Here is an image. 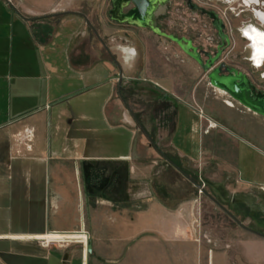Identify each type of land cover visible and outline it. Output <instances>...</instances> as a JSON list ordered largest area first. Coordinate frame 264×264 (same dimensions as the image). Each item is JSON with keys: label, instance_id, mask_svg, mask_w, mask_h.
I'll list each match as a JSON object with an SVG mask.
<instances>
[{"label": "crops", "instance_id": "obj_1", "mask_svg": "<svg viewBox=\"0 0 264 264\" xmlns=\"http://www.w3.org/2000/svg\"><path fill=\"white\" fill-rule=\"evenodd\" d=\"M164 51L108 0H0V264H82L15 238L82 229L89 264H264V117Z\"/></svg>", "mask_w": 264, "mask_h": 264}, {"label": "flooded vegetation", "instance_id": "obj_2", "mask_svg": "<svg viewBox=\"0 0 264 264\" xmlns=\"http://www.w3.org/2000/svg\"><path fill=\"white\" fill-rule=\"evenodd\" d=\"M149 22L152 27L147 29L153 35L172 43L203 70L245 74L236 70L264 67V0H161ZM167 60L173 65L185 63ZM203 79L210 80L206 70L196 80Z\"/></svg>", "mask_w": 264, "mask_h": 264}, {"label": "water", "instance_id": "obj_3", "mask_svg": "<svg viewBox=\"0 0 264 264\" xmlns=\"http://www.w3.org/2000/svg\"><path fill=\"white\" fill-rule=\"evenodd\" d=\"M161 0H112L110 15L113 20L120 23H129L142 28L152 27L150 17ZM188 53V52H187ZM190 54V53H188ZM194 55V54H190ZM208 71L210 69L204 68ZM229 72V75L222 74ZM210 82L216 88L225 91L235 101L252 112L264 117V92L259 91L247 75L234 73L233 70L222 68L211 69L209 72ZM159 192L167 196L163 187ZM262 236L264 234L258 233ZM92 252V245H87V255Z\"/></svg>", "mask_w": 264, "mask_h": 264}, {"label": "rangeland", "instance_id": "obj_4", "mask_svg": "<svg viewBox=\"0 0 264 264\" xmlns=\"http://www.w3.org/2000/svg\"><path fill=\"white\" fill-rule=\"evenodd\" d=\"M13 2H15L16 0H12ZM112 9V5H111V0H108V11H110ZM162 24V21L160 22V25ZM153 38H154V42L155 43H159L160 46H163L164 47V52L166 54V59L170 58L175 61V62H181V61H184L187 64H190L193 61L192 59L184 52H182L179 48L175 47L172 43H169L167 40H165L163 37L161 36H157V35H153ZM180 56V57H179ZM197 68H199V70L193 74H190V72H186V76H187V79L189 80H195L197 82V78L198 76H200V74H203V69L200 68L197 64H194ZM171 66H175V65H171ZM236 71H239V72H243L245 74L248 75V77L250 78V80L252 81V83L255 85V87L259 90V91H263L264 92V77L261 75L264 74V67L262 68V70H259V69H256V67H249V68H245V69H237ZM205 82L207 81L206 79H203ZM215 88V87H214ZM217 89V88H215ZM129 89H124V92H129L128 91ZM220 93H223V94H227L225 92H222L221 90L217 89ZM191 92L190 91H187V95L191 96L190 94ZM212 93V92H211ZM208 94L209 97H215V93H212V94ZM228 95V94H227ZM238 104H240L238 102ZM241 106V105H239ZM208 118V117H207ZM212 123V122H211ZM188 176L190 177L191 180H195L199 183V186H198V189H196V194L197 195H203V199H204V204H203V217H204V223L205 225H208L210 226V214L211 212L213 211L214 212V207L213 205L211 204V201L209 199V197L201 192L202 191H211V186L208 184L207 181H201L200 180V177L199 175H194L192 173H188ZM263 192V191H262ZM264 193V192H263ZM259 232H261L262 234H264V229L262 230H258ZM27 241H30V240H27ZM90 243V242H88ZM87 243V245H88ZM87 245H83L82 243H71L69 245H65V246H59L57 244H53L49 247H43L41 246L42 248L44 249H59V250H63L66 255L70 254L71 252H74L76 249H79L80 252H81V255H82V264H85V260L87 258V264L88 261H89V257L92 255V252L87 255ZM176 250H174V248L172 247L171 248V263L172 264H178V256H179V250L177 248H175ZM183 255H185L187 258L186 260L182 261V264H197V261L195 260V256H194V249L193 247L190 248L188 246V248H186L185 250H183ZM163 250L161 247H156V250H155V261H154V264H163V260H162V256H163ZM67 262V260H65Z\"/></svg>", "mask_w": 264, "mask_h": 264}, {"label": "built area", "instance_id": "obj_5", "mask_svg": "<svg viewBox=\"0 0 264 264\" xmlns=\"http://www.w3.org/2000/svg\"><path fill=\"white\" fill-rule=\"evenodd\" d=\"M199 115L201 118L208 120L205 112L202 109H199ZM209 121V120H208ZM209 124L212 125L211 121ZM264 192V188H262ZM202 192V190H201ZM76 233L84 234L85 238L82 237H73L71 234L75 233H60V232H48L43 235H26V236H17L15 238L20 240H30L37 242L40 246L49 247L53 244H57L59 246L69 245L71 243H82L83 245H87L89 241V234L84 230H80ZM61 237V238H59ZM65 237V238H63Z\"/></svg>", "mask_w": 264, "mask_h": 264}, {"label": "bare ground", "instance_id": "obj_6", "mask_svg": "<svg viewBox=\"0 0 264 264\" xmlns=\"http://www.w3.org/2000/svg\"><path fill=\"white\" fill-rule=\"evenodd\" d=\"M247 29H245L243 32L245 33V31H246ZM261 58H264V51H263V53H262V57ZM253 60H254V57H253ZM255 62H257L256 60H254ZM264 61V60H263ZM262 61V62H263ZM258 65V64H257ZM211 71V69L209 70V72ZM209 72H207V74H209ZM249 78V77H248ZM250 79V78H249ZM209 82H210V80H209ZM252 82V81H251ZM211 83V82H210ZM212 85V84H211ZM213 86V85H212ZM213 87H215V86H213ZM216 88V87H215ZM217 89H219V88H217ZM219 90H221V89H219ZM223 91V90H222ZM225 92V91H224ZM226 93V92H225ZM231 97V96H230ZM232 98V97H231ZM233 99V98H232ZM243 106V105H242ZM251 111V110H250Z\"/></svg>", "mask_w": 264, "mask_h": 264}]
</instances>
